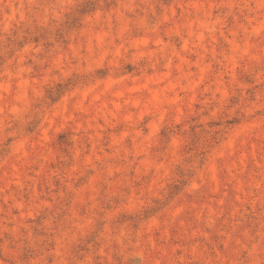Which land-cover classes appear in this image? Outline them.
<instances>
[{
	"label": "rangeland",
	"instance_id": "obj_1",
	"mask_svg": "<svg viewBox=\"0 0 264 264\" xmlns=\"http://www.w3.org/2000/svg\"><path fill=\"white\" fill-rule=\"evenodd\" d=\"M0 264H264V0H0Z\"/></svg>",
	"mask_w": 264,
	"mask_h": 264
}]
</instances>
